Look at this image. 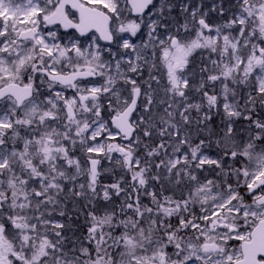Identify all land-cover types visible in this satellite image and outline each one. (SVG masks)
<instances>
[{
    "label": "snow or ice",
    "instance_id": "obj_1",
    "mask_svg": "<svg viewBox=\"0 0 264 264\" xmlns=\"http://www.w3.org/2000/svg\"><path fill=\"white\" fill-rule=\"evenodd\" d=\"M0 264H264V0H0Z\"/></svg>",
    "mask_w": 264,
    "mask_h": 264
},
{
    "label": "rangeland",
    "instance_id": "obj_2",
    "mask_svg": "<svg viewBox=\"0 0 264 264\" xmlns=\"http://www.w3.org/2000/svg\"><path fill=\"white\" fill-rule=\"evenodd\" d=\"M206 2H208V3H209V0H206Z\"/></svg>",
    "mask_w": 264,
    "mask_h": 264
},
{
    "label": "flooded vegetation",
    "instance_id": "obj_3",
    "mask_svg": "<svg viewBox=\"0 0 264 264\" xmlns=\"http://www.w3.org/2000/svg\"><path fill=\"white\" fill-rule=\"evenodd\" d=\"M211 2V0H209V3Z\"/></svg>",
    "mask_w": 264,
    "mask_h": 264
}]
</instances>
